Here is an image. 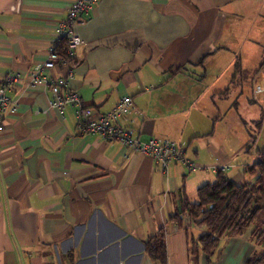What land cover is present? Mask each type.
I'll return each mask as SVG.
<instances>
[{
	"label": "crops",
	"instance_id": "1",
	"mask_svg": "<svg viewBox=\"0 0 264 264\" xmlns=\"http://www.w3.org/2000/svg\"><path fill=\"white\" fill-rule=\"evenodd\" d=\"M74 1L0 0V81L10 73L22 77L9 95L15 113L0 133V264H158L145 257L143 243L160 229L168 264L170 253L187 249L193 226L187 217L169 221L181 196L195 203L196 190L215 180L212 167L227 166L236 185L251 181L243 168L259 160L253 149L257 161L234 165L216 140L223 115L226 122L248 121L238 115L251 114L243 93L214 86L206 105L203 98L205 81L227 82L232 74L252 83V93L264 83V0H95L74 28L84 43L73 54L69 89L87 111L85 121L130 97L138 115L125 126L143 142L193 147L190 154L182 149L203 167L197 173L179 164L163 173L148 156L81 134L74 108L52 110L50 91L27 85ZM231 50L247 57L240 74ZM259 96L256 126L264 115ZM204 115L211 129L201 133ZM241 250L246 264L252 250Z\"/></svg>",
	"mask_w": 264,
	"mask_h": 264
},
{
	"label": "built area",
	"instance_id": "2",
	"mask_svg": "<svg viewBox=\"0 0 264 264\" xmlns=\"http://www.w3.org/2000/svg\"><path fill=\"white\" fill-rule=\"evenodd\" d=\"M94 3L95 0H75L69 6L65 20L58 25L57 39L50 47L47 59L34 66L27 78V85H42L48 89L52 95V101L49 103V108L52 110L61 112L66 106L74 108L76 124L81 134L95 135L107 142H118L132 152L148 156L160 166L163 173L167 172L171 164L183 165L189 172L200 171L203 167L187 159L184 150L175 142L167 139H150L143 142L134 136L132 130L125 126L126 123L133 122L132 117L138 115L130 97H122L110 113L99 119L85 121L87 111L82 107L79 96L69 89L75 70L69 58H73L76 49L84 43L75 34L74 28L85 22V17L92 10ZM62 40L67 42L64 56L56 53V48ZM56 69L64 72V75L56 79L47 75L48 72ZM21 81L22 77L17 73L7 74L0 81V133L5 129L7 119L15 113L16 104L9 95ZM260 94H264V87L254 89V100ZM262 128H264V115L261 121ZM212 169L215 172H225L228 167L220 166Z\"/></svg>",
	"mask_w": 264,
	"mask_h": 264
},
{
	"label": "trees",
	"instance_id": "3",
	"mask_svg": "<svg viewBox=\"0 0 264 264\" xmlns=\"http://www.w3.org/2000/svg\"><path fill=\"white\" fill-rule=\"evenodd\" d=\"M66 48L67 42L62 40L56 53L64 56ZM69 61L76 65L74 58H69ZM257 128L261 129V122ZM255 142V137H252L247 153L252 150ZM258 155L256 163L243 168L244 174L252 178L251 181L236 185L225 172L217 171L213 183L202 185L196 190L195 203L182 195L178 211L169 219L171 223L179 224L187 217L191 224L205 229L191 243L195 250L201 251L207 258V264L219 240L237 238L255 243L246 264H264V250L258 248L264 247V229L255 226L260 212L264 210V150ZM143 245L146 258L158 264L167 263L164 229H160ZM68 257L71 258V254Z\"/></svg>",
	"mask_w": 264,
	"mask_h": 264
},
{
	"label": "rangeland",
	"instance_id": "4",
	"mask_svg": "<svg viewBox=\"0 0 264 264\" xmlns=\"http://www.w3.org/2000/svg\"><path fill=\"white\" fill-rule=\"evenodd\" d=\"M243 45L244 44H242V46ZM259 48L261 49V52L264 54V49H262V47H259ZM242 51L243 52L238 51V50H235V51L231 50L230 55H229V60H232L233 58L241 60V64H239L237 66V69H236L237 73H239V74L242 71L247 70L246 65L244 66V63L246 62L247 57L244 54V50H242ZM246 52H249V51H246ZM221 69L222 68H217L216 70H221ZM190 71L194 72V73L196 72L193 69H190ZM262 71L264 74V66H263ZM201 72L202 71H200V74H201ZM236 75H238V74H232L231 77L227 80V82L216 83V82H212V80L205 81L203 102H204V105H206L207 101H209V99H207V97H206L210 94L209 91H212V92L216 91V90L224 91V90L230 89V88H237L238 90H240L243 93V96L246 98V99H243V101L246 104H248L247 107L249 106L248 108L251 109L250 110L251 114L250 115H248V113L243 114V112H245V111H243V109H241V112L242 111L243 112L239 113L238 115L242 118L248 119V121L245 124H237L236 122L233 123L231 121L226 122L225 120L228 117L225 118L226 115H223L222 118H224V121L220 120V124L218 125V128L216 130V135H217L216 140H217V143L219 145L218 148L222 147L225 150L230 151V156H232V159H233L232 163L234 165H238L239 163L250 164V163H252V162L254 163L255 161L258 160V158L254 157L251 154L249 155V153H247L249 144L251 145V143H252V137H255V139H256V142H255L254 148H253L254 151L255 152H262L264 150V128L258 129L256 126V122L258 120V111H259L258 105H260V104H258V102H260L261 96H258V101L255 100L254 101L255 103H254L252 101L253 84L250 82H244L243 79H240V77H239V81H238V78ZM222 81H223V79H222ZM214 86H216V90L215 89L213 90ZM260 86L264 87V83L261 84ZM254 89H255V87H254ZM229 101L232 102V99L230 98ZM243 101H241V102H243ZM214 112H216L215 114L217 116V114H218L217 111H214ZM198 118L201 119V121H198V122L200 124L202 123L200 126V128L202 129L201 133H203L204 131H206L208 129L209 130L211 129V125H210L211 121L208 120V118L205 115L200 116ZM229 120H231V119H229ZM176 144L178 146H180L181 148L186 149V151H188L189 154L192 153L193 147L189 148L183 142H181L180 144H178V142H177ZM180 167L185 168L183 165H180ZM185 169L187 170V168H185ZM198 172H200V171H198ZM208 174L211 177V179L214 178V175L212 173L209 172ZM192 192H193V190H192ZM189 194L191 195V192H189ZM192 199H193V201L196 202L195 196H193ZM258 206H262V205H258ZM255 226L259 227L260 230L264 229V210H262L260 212L258 220H257V222H255ZM204 232H205V229H203V228H199L195 225L191 226V229L189 231L190 239H189V242L187 244L188 245L187 249H185L184 253H182V254H177V255L172 256V254L170 253L168 255V257H169L168 258V264H206L207 258L201 253V251L195 250L194 245H192V243H191L192 240H196L198 238V236H200ZM235 240L234 239L219 240L214 253L209 257V264H243L244 263V256L241 257L243 255L242 254L243 251L241 250V248L243 249L245 247V249L247 250V251L246 250L245 251L248 253V252H250V250H253V248L255 247V243H251L247 239H242V240L241 239H235ZM238 242L240 244H243L242 247L239 248V246L237 244ZM258 248L260 251L264 250V247H262V246L261 247L259 246ZM247 253H245V254H247ZM251 253H252V251H251Z\"/></svg>",
	"mask_w": 264,
	"mask_h": 264
}]
</instances>
